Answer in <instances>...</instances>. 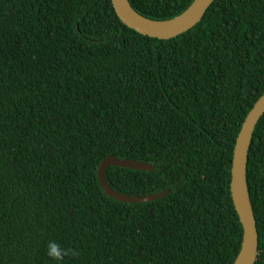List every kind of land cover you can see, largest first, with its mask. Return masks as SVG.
Wrapping results in <instances>:
<instances>
[{"label": "trees", "instance_id": "obj_1", "mask_svg": "<svg viewBox=\"0 0 264 264\" xmlns=\"http://www.w3.org/2000/svg\"><path fill=\"white\" fill-rule=\"evenodd\" d=\"M173 19L195 0H129ZM264 95V0H215L169 40L112 0H0V264H234L237 138ZM109 157L155 169L111 166ZM247 179L264 264V116Z\"/></svg>", "mask_w": 264, "mask_h": 264}, {"label": "water", "instance_id": "obj_2", "mask_svg": "<svg viewBox=\"0 0 264 264\" xmlns=\"http://www.w3.org/2000/svg\"><path fill=\"white\" fill-rule=\"evenodd\" d=\"M215 0H195L181 15L166 21H156L138 13L129 0H112L113 7L120 20L129 28L142 35L161 40L176 38L200 23ZM264 116V95L256 102L247 115L241 132L237 138L233 165L231 194L232 199L243 226V242L241 250L234 264H256L259 256V232L254 207L251 201L247 179L249 153L254 132L261 118ZM111 166L152 171L151 165L131 159L120 160L116 157L107 158L99 168V179L104 191L118 201L126 203H143L158 200L169 192L145 197L127 196L115 192L108 185L106 170Z\"/></svg>", "mask_w": 264, "mask_h": 264}, {"label": "clouds", "instance_id": "obj_3", "mask_svg": "<svg viewBox=\"0 0 264 264\" xmlns=\"http://www.w3.org/2000/svg\"><path fill=\"white\" fill-rule=\"evenodd\" d=\"M46 254L57 264H62L64 258L68 255V250L64 249L59 243L55 241H49Z\"/></svg>", "mask_w": 264, "mask_h": 264}]
</instances>
